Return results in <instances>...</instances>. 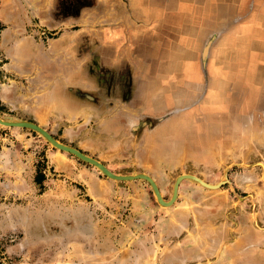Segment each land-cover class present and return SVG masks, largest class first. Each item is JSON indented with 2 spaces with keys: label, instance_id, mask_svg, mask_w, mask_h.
<instances>
[{
  "label": "rangeland",
  "instance_id": "374dc122",
  "mask_svg": "<svg viewBox=\"0 0 264 264\" xmlns=\"http://www.w3.org/2000/svg\"><path fill=\"white\" fill-rule=\"evenodd\" d=\"M143 1L164 7L163 26L159 24L152 35L149 48L163 63L160 83L150 85L155 76L146 69L149 63L143 64L140 77L144 84L132 85L127 80L122 87L118 77L121 86L115 98L141 107L146 96L140 92L147 83L148 102L143 110L148 117L138 115L135 123L123 124L119 117H109L104 107L101 118L106 120H82L54 134L31 120L26 109L9 111L0 106V118L34 123L115 175L150 177L164 202L172 199L181 175L220 186L208 188L182 179L174 200L164 205L144 178L112 179L96 166L56 148L37 131L0 124L3 264H264V0ZM83 4L92 11L99 1L83 0ZM188 4L196 10H189ZM105 8L100 5L99 9ZM177 9L203 16L212 23L211 29L224 26L226 15L228 42L221 46L227 49L218 46L213 52L228 67L246 74L231 76L236 83L225 82L222 92L205 90V97L193 108L188 107L193 83L170 84L173 60L166 51L183 25L178 26L174 15L167 14L179 13ZM204 32V26L196 27L197 35ZM173 58L178 62L176 55ZM189 60L182 67L190 72L189 80L196 81L194 73H200V65L195 55ZM1 65L0 57V72ZM253 68L258 70L255 76L249 75ZM255 79L258 85L253 84ZM150 87L158 91L151 92ZM84 93L85 103H98L90 94L99 91ZM179 106L189 109L172 116V108ZM130 109L139 111L134 106ZM124 114L134 118L130 112ZM170 116L172 123L149 132ZM145 138L153 148L144 149ZM146 150L153 153L145 154ZM178 150L181 154L172 152ZM53 153L63 156L59 159L65 164L63 169H54L58 163ZM81 166L89 170L84 179L79 176ZM37 171L43 176L40 183L35 181Z\"/></svg>",
  "mask_w": 264,
  "mask_h": 264
},
{
  "label": "crops",
  "instance_id": "0c3cea01",
  "mask_svg": "<svg viewBox=\"0 0 264 264\" xmlns=\"http://www.w3.org/2000/svg\"><path fill=\"white\" fill-rule=\"evenodd\" d=\"M98 1L97 9L88 11L83 0H0L1 107L9 111L26 109L32 116L31 120L51 134L57 129L69 127L71 123L99 117L102 120L104 107L109 109V117H119L123 124L135 123L138 115L148 117L143 110L148 102L147 83L145 91L140 92V96H146L141 107L129 106L115 96L121 86L118 77L123 81L122 87L127 85V80L132 85L138 82L144 84L140 74H144L142 66L147 63L149 65L146 69L150 68L151 75L155 76L150 80V85L158 87V75L162 74L163 63L158 60L157 55L149 53V48L152 35L158 30L159 24L163 26L164 7L161 3L143 0ZM100 5L106 8L101 10ZM190 7L192 8L189 10H196L195 6ZM178 12L167 14L174 15L178 26L183 25L182 30H178L177 37L174 36L175 43L166 51L169 55L172 54L173 60L172 67L169 68L170 84L175 81L193 83L190 92L193 99L188 105L193 108L196 103L201 102L205 90L222 92L225 82L236 83L237 79L231 76L245 73L242 69H231L218 56L217 51L213 52L218 46L219 50L227 49L221 46L228 42L226 32L230 23L226 15L224 26L211 29L209 27L212 23L204 21L203 16L196 15L195 12ZM183 18L187 19L186 23L179 21ZM197 26H204L205 32L197 35ZM197 43L200 46L197 47ZM205 50L206 56L203 57ZM187 51L190 52L186 53ZM174 55L179 58L178 62L173 58ZM191 55L196 56L200 65L201 74L196 71L193 78L198 81H190V72H185L186 68L182 67L190 63ZM257 73L258 70L253 68L249 75L255 76ZM201 75L203 79L199 81ZM257 81L255 79L253 84H257ZM150 88L153 92L154 88ZM85 90L99 91V94H90L91 99L96 98L98 103H85ZM197 93L200 94L197 96ZM215 103L210 105H216ZM132 106L139 111L130 109ZM185 109L187 107L184 106L172 108V116ZM125 112L132 113L134 118L125 115ZM151 117L159 118L162 115ZM170 119L171 116L164 118L156 128L147 131L156 132V129L172 123ZM143 147L153 148V143L145 138ZM172 152L181 154L180 150ZM146 153L152 154L153 151L146 150ZM53 155L54 161L58 163V167L54 166V169H63L65 164L59 162L64 159L63 156ZM70 163L72 162H67ZM80 171L83 172L79 175L82 179L84 172H89L82 166Z\"/></svg>",
  "mask_w": 264,
  "mask_h": 264
},
{
  "label": "water",
  "instance_id": "95a60500",
  "mask_svg": "<svg viewBox=\"0 0 264 264\" xmlns=\"http://www.w3.org/2000/svg\"><path fill=\"white\" fill-rule=\"evenodd\" d=\"M0 124L4 125V126H9V127H21V128H28L34 131L39 132L41 135H43L53 146H55L56 148L66 151L68 153H71L73 155H75L76 157L80 158L81 160H84L94 166H96L97 168H99L104 174H106L108 177L112 178V179H117V180H130V179H135V178H144L146 179L148 182H150L154 193L157 197V200L159 203L164 204V205H168L170 204L175 196L177 195V188L179 186V182L182 179L188 178V179H192L195 180L196 182L200 183L201 185L208 187V188H217L219 185H210L207 184L205 182H203L201 179L192 176V175H181L179 176L176 181H175V185H174V190H173V197L169 202H164L159 194V191L155 185V183L153 182V180L146 176V175H137V176H119V175H115L113 173H111L104 165H102L100 162H98L97 160L83 154L82 152H80L77 149L71 148L69 146L63 145L59 142H57L49 133H47L44 129H42L41 127H39L38 125L34 124V123H30V122H9V121H5L3 119L0 118Z\"/></svg>",
  "mask_w": 264,
  "mask_h": 264
},
{
  "label": "trees",
  "instance_id": "16d2710c",
  "mask_svg": "<svg viewBox=\"0 0 264 264\" xmlns=\"http://www.w3.org/2000/svg\"><path fill=\"white\" fill-rule=\"evenodd\" d=\"M42 179H43L42 174H40V173L37 171V173H36V175H35V181H36L37 183H40V182L42 181ZM0 264H3V263L0 261Z\"/></svg>",
  "mask_w": 264,
  "mask_h": 264
}]
</instances>
